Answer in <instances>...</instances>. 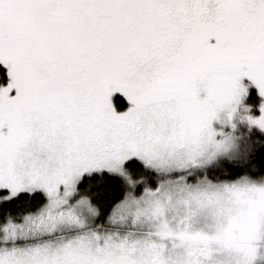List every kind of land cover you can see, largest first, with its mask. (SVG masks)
Returning <instances> with one entry per match:
<instances>
[{"label": "snow or ice", "instance_id": "6c2138e0", "mask_svg": "<svg viewBox=\"0 0 264 264\" xmlns=\"http://www.w3.org/2000/svg\"><path fill=\"white\" fill-rule=\"evenodd\" d=\"M0 264H264V0H0Z\"/></svg>", "mask_w": 264, "mask_h": 264}, {"label": "trees", "instance_id": "16d2710c", "mask_svg": "<svg viewBox=\"0 0 264 264\" xmlns=\"http://www.w3.org/2000/svg\"><path fill=\"white\" fill-rule=\"evenodd\" d=\"M256 99H257V97H256V91H255V89H253V91H252V97L250 99V102L254 103V102H256Z\"/></svg>", "mask_w": 264, "mask_h": 264}, {"label": "rangeland", "instance_id": "374dc122", "mask_svg": "<svg viewBox=\"0 0 264 264\" xmlns=\"http://www.w3.org/2000/svg\"><path fill=\"white\" fill-rule=\"evenodd\" d=\"M239 134H240V135H244V131H243V129H240V130H239Z\"/></svg>", "mask_w": 264, "mask_h": 264}]
</instances>
